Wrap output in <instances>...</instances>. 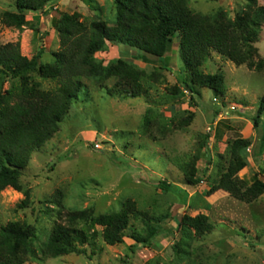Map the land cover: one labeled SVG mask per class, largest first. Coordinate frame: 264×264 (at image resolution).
I'll list each match as a JSON object with an SVG mask.
<instances>
[{"label":"rangeland","instance_id":"rangeland-1","mask_svg":"<svg viewBox=\"0 0 264 264\" xmlns=\"http://www.w3.org/2000/svg\"><path fill=\"white\" fill-rule=\"evenodd\" d=\"M14 1L0 0V14L15 12ZM189 2L196 13L223 12L231 20L248 7V0ZM258 5L264 6V0ZM63 14H78L86 24L100 20L113 26L117 10L114 0H60L48 16L29 13L23 29L1 23L0 45L20 42L23 55L32 58L42 51L40 62L52 63L60 37L51 22ZM254 47L255 62L264 60V26ZM138 56L137 51L116 44H108L96 55L106 66L119 59L135 65L143 72L146 92L131 98L109 92L114 78L84 79L80 101L23 172L28 207H19L23 193L12 188L0 192V227L24 222L36 228L34 248L43 260L29 258L26 264H264V194L252 203L223 190L206 194L229 166L230 143L237 138L251 141L243 153L247 165L238 177L248 184L256 178L264 181V153L260 154L264 114L255 125L264 98V69L236 66L212 52L201 71L224 74V94L197 87L193 95L182 84L187 74L178 39L163 58L148 55L145 62ZM4 80L0 73V91L19 85L18 80ZM34 81L43 90L57 88L56 81L36 74ZM215 97L225 103L224 109L214 102ZM233 105L236 111H228ZM194 157H198L202 182L188 187L179 164ZM164 180L170 183L169 191L158 187ZM128 199L150 217L166 216L151 247L139 244L132 249L136 242L131 235H146L144 222L133 219L121 244H105L103 228L96 226L97 235L86 245L85 255L46 258L40 254L55 223H63L68 212L92 208L96 216L117 213ZM185 214L207 216L213 231L201 238L186 234L180 225Z\"/></svg>","mask_w":264,"mask_h":264},{"label":"trees","instance_id":"trees-1","mask_svg":"<svg viewBox=\"0 0 264 264\" xmlns=\"http://www.w3.org/2000/svg\"><path fill=\"white\" fill-rule=\"evenodd\" d=\"M60 0H15V12L0 14V24L23 29L28 25L29 13L47 16ZM218 1V0H213ZM259 0H248L245 12L233 20L223 12L202 15L190 8L189 0H114L117 10L115 25L95 20L86 24L78 14H63L53 18L51 25L60 37V48L52 54V63H41L43 52L28 58L21 52L20 42L0 45V73L4 82L18 80L19 85L0 91V192L12 188L25 196L19 205L28 207L29 192L23 190L21 178L32 155L44 147L59 131L60 124L69 115L73 104L80 101L86 88L84 79L106 81L116 79L110 93L137 98L146 90L141 83L143 72L135 65L119 59L104 65L96 55L105 51L108 44L128 47L138 52L148 62V55L163 58L172 50L175 39L179 40V53L186 79L185 89L197 94V87L208 88L222 96L225 78L221 72L204 74L201 67L216 52L236 66L247 65L250 69L263 70L264 60L255 62L256 48L264 26V6ZM56 81L57 88L43 90L34 75ZM4 86V85H3ZM264 114V98L260 103L255 125L259 126ZM251 146L249 139L237 138L230 143V164L221 177L206 193L219 190L233 198L252 203L264 194V181L255 179L252 184L238 177L246 167L243 153ZM264 153V135L260 154ZM198 157L179 164L184 185L198 186L202 179L196 167ZM158 187L170 190V183L160 181ZM166 216L150 217L128 199L117 213L96 216L92 208L68 212L63 223L56 222L52 232L40 250L42 257L58 258L70 254L85 255L86 245L97 234L96 226L103 228L101 236L105 244H121L131 221L142 220L146 235L132 234L136 244L151 247L159 235L160 224ZM186 234L201 238L211 233L214 226L205 215L191 217L185 214L180 222ZM36 228L24 222H10L0 227V264H26L29 258H39L34 248Z\"/></svg>","mask_w":264,"mask_h":264},{"label":"built area","instance_id":"built-area-1","mask_svg":"<svg viewBox=\"0 0 264 264\" xmlns=\"http://www.w3.org/2000/svg\"><path fill=\"white\" fill-rule=\"evenodd\" d=\"M214 102H215L218 106H220V107L222 106V109H224V107L226 106L224 102L219 101V99L216 98V97L214 98ZM227 109H228V111H236V106H234V105H233V106H228ZM228 111L226 112V114L229 113ZM220 115H222V113H220ZM220 115H219V116H220ZM96 148L99 149V148H100L99 145H96Z\"/></svg>","mask_w":264,"mask_h":264}]
</instances>
